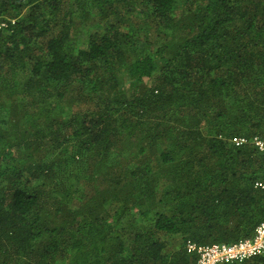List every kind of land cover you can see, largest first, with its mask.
Wrapping results in <instances>:
<instances>
[{
    "label": "trees",
    "instance_id": "obj_1",
    "mask_svg": "<svg viewBox=\"0 0 264 264\" xmlns=\"http://www.w3.org/2000/svg\"><path fill=\"white\" fill-rule=\"evenodd\" d=\"M0 21V264H195L187 241L254 235L264 0H0Z\"/></svg>",
    "mask_w": 264,
    "mask_h": 264
},
{
    "label": "built area",
    "instance_id": "obj_2",
    "mask_svg": "<svg viewBox=\"0 0 264 264\" xmlns=\"http://www.w3.org/2000/svg\"><path fill=\"white\" fill-rule=\"evenodd\" d=\"M13 23V21L11 22ZM6 23L0 21V30L6 28ZM232 144L236 147L247 144L245 138H233ZM264 156V141L254 138L251 142ZM255 188L264 192V182L255 183ZM188 254L196 255L195 264H240L256 256L264 255V220L256 227L251 238L241 240L234 244H212L199 246L190 241L186 242Z\"/></svg>",
    "mask_w": 264,
    "mask_h": 264
}]
</instances>
